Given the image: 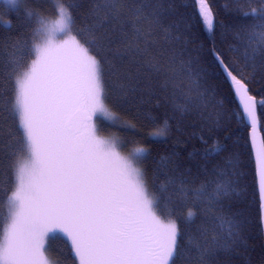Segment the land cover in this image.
Listing matches in <instances>:
<instances>
[{
    "label": "trees",
    "instance_id": "trees-1",
    "mask_svg": "<svg viewBox=\"0 0 264 264\" xmlns=\"http://www.w3.org/2000/svg\"><path fill=\"white\" fill-rule=\"evenodd\" d=\"M200 2L204 16L195 0H37L14 10L0 3V243L28 151L16 79L35 59L39 18L56 16L57 3L97 63L112 117L100 132L121 150H144L138 160L154 211L176 227L173 253L159 264H264L249 129L221 68L256 99L264 145V0ZM54 64L61 88L52 97L78 102L73 60L61 55ZM71 239H49L55 264H78Z\"/></svg>",
    "mask_w": 264,
    "mask_h": 264
},
{
    "label": "rangeland",
    "instance_id": "rangeland-1",
    "mask_svg": "<svg viewBox=\"0 0 264 264\" xmlns=\"http://www.w3.org/2000/svg\"><path fill=\"white\" fill-rule=\"evenodd\" d=\"M36 2L0 0L6 10L25 8ZM58 6L57 3L50 6L56 12L53 18H39L35 59L24 74L16 79V110L28 151L17 164L9 221L0 243V264H55L47 251L49 239L54 236L74 237L78 264H149V253L138 244L122 247L123 233L119 230L110 234L106 228H93L95 239L92 240L88 229L79 232V227L87 223L91 214L94 216L96 208L103 203L105 191L118 174L121 180H127L138 188L140 213L145 217L147 226V241L154 246L158 240L164 241L163 261L167 262L174 250L176 227L174 222L161 219L154 211L138 160L144 150H121L116 137L104 136L100 132L102 126L105 127L104 122L112 117L103 102L98 66L71 34L68 15ZM61 55L66 62L70 63L71 59L74 62L75 67L73 70L69 68L68 75L77 85L85 115L91 118L86 128L69 114L63 124L64 133L72 140V144L76 145V140L81 138L83 155L91 158L83 162L77 175L88 178L101 164L105 166V173L94 186L81 192L72 201H61L59 210L53 213L56 195L65 178L75 169L71 144L56 139L51 129L41 126L43 117L57 103L52 95L61 85L57 83L59 72L55 64L52 70L51 64L53 60H59ZM68 103L79 104L76 101L58 103L57 116H61L64 109L70 106ZM56 126L58 121L53 122L51 128ZM83 129L86 131L85 138ZM128 214L127 210H122L120 217L125 218ZM101 216L100 211L97 217ZM101 223L104 226L107 224L105 221ZM85 236L90 240L85 241ZM131 239L134 240V237L131 236Z\"/></svg>",
    "mask_w": 264,
    "mask_h": 264
},
{
    "label": "flooded vegetation",
    "instance_id": "flooded-vegetation-1",
    "mask_svg": "<svg viewBox=\"0 0 264 264\" xmlns=\"http://www.w3.org/2000/svg\"><path fill=\"white\" fill-rule=\"evenodd\" d=\"M76 86V85H75ZM78 90V89H77ZM69 94V92H66ZM57 97L58 94L56 93ZM78 99V106L64 109L61 116H57L56 106L60 104L62 99L55 98L56 102L51 111L43 117V124L41 126L51 129L50 132L54 134L56 139H62L69 144H71L72 155L75 163V169L73 172L65 178L63 184L61 185L56 198L55 204L53 206V213L58 211L61 206V201H72L77 197L81 192L85 191L89 187L94 186L95 182L99 180L105 173V166L101 164L100 167H97L92 173V176L88 178L78 177L77 170L81 168L84 161L90 160L91 158L83 155V144L81 138H78L76 145L72 144L63 130V124L68 119V114L72 116V119L81 124L82 127L86 128L89 123H91V118L85 115V110H83V105L81 104L82 98L79 94L76 95ZM70 99V98H69ZM67 101V100H66ZM70 101V100H69ZM58 121V126L54 129L51 128L53 122ZM83 137H86V131L83 129ZM77 172V173H76ZM103 178V177H102ZM105 200L103 203L96 208V213L93 216L91 214V219L79 227V232L88 229V231L94 232L93 228L103 229L106 228L109 230L110 234H113L114 231L119 230L123 233V238L121 240L122 247L128 246L132 243L139 245L141 249H145L149 253V264H159L158 258L164 254L163 244L164 241H159L154 244H150L147 241L146 233L147 226L145 224V217L140 213V192L138 188L127 180H121L120 174H118L113 183L105 191ZM113 201L111 205L110 202ZM122 210H127L129 214L122 218L120 217V212ZM102 212L101 217H97L99 212ZM93 216V217H92ZM107 222L104 226L101 222ZM131 236L134 237V240L131 239ZM111 244L114 243L113 236L111 235ZM73 240L71 239V242ZM162 248V249H161ZM159 249L160 252H159ZM124 252V251H123ZM159 252V256L156 257V253Z\"/></svg>",
    "mask_w": 264,
    "mask_h": 264
},
{
    "label": "water",
    "instance_id": "water-1",
    "mask_svg": "<svg viewBox=\"0 0 264 264\" xmlns=\"http://www.w3.org/2000/svg\"><path fill=\"white\" fill-rule=\"evenodd\" d=\"M200 5L201 14L204 16L203 5L200 0H195ZM223 73L231 86L234 98L238 104L243 120L249 129V145L256 168V182L260 204L263 210L262 232L264 243V145L260 133V125L257 115V102L251 96L248 88L243 83L236 82L228 70L222 66Z\"/></svg>",
    "mask_w": 264,
    "mask_h": 264
}]
</instances>
